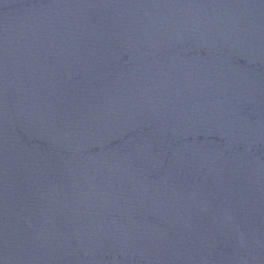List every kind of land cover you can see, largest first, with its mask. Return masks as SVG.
Returning a JSON list of instances; mask_svg holds the SVG:
<instances>
[{
	"label": "water",
	"instance_id": "obj_1",
	"mask_svg": "<svg viewBox=\"0 0 264 264\" xmlns=\"http://www.w3.org/2000/svg\"><path fill=\"white\" fill-rule=\"evenodd\" d=\"M0 264H264V0H0Z\"/></svg>",
	"mask_w": 264,
	"mask_h": 264
}]
</instances>
